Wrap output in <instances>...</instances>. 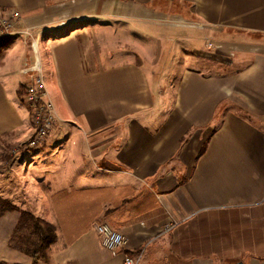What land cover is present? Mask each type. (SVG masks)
<instances>
[{"label":"crops","instance_id":"1","mask_svg":"<svg viewBox=\"0 0 264 264\" xmlns=\"http://www.w3.org/2000/svg\"><path fill=\"white\" fill-rule=\"evenodd\" d=\"M5 9L21 18L0 45V196L56 225L38 264H264V0ZM37 66L57 121L29 148ZM19 217H0V264L32 263L9 245ZM99 223L127 238L118 255Z\"/></svg>","mask_w":264,"mask_h":264},{"label":"built area","instance_id":"2","mask_svg":"<svg viewBox=\"0 0 264 264\" xmlns=\"http://www.w3.org/2000/svg\"><path fill=\"white\" fill-rule=\"evenodd\" d=\"M21 18L16 9L0 10V43L9 40L16 33V25ZM29 35L28 30L24 31ZM212 47L213 43H209ZM36 75L25 85L23 102L29 108L33 126V136L25 143L29 148H40L55 128L57 117L53 105L47 99L45 77L40 66L36 67ZM97 230L103 246L116 256L127 245L125 235L108 223H99ZM137 256L126 254L124 264H139Z\"/></svg>","mask_w":264,"mask_h":264},{"label":"trees","instance_id":"3","mask_svg":"<svg viewBox=\"0 0 264 264\" xmlns=\"http://www.w3.org/2000/svg\"><path fill=\"white\" fill-rule=\"evenodd\" d=\"M7 41L0 43V45ZM24 88L22 89L23 92ZM10 211L20 213L19 220L9 240L10 247L30 256L32 264L48 261L49 248L58 240L56 225L0 196V217Z\"/></svg>","mask_w":264,"mask_h":264},{"label":"rangeland","instance_id":"4","mask_svg":"<svg viewBox=\"0 0 264 264\" xmlns=\"http://www.w3.org/2000/svg\"><path fill=\"white\" fill-rule=\"evenodd\" d=\"M111 34V33H110ZM112 35V34H111ZM115 36V34H114ZM121 42V41H120ZM118 41H111L110 44H112V48H116V46L120 43ZM164 52V51H163ZM115 60H117V57H114ZM167 62V59L165 57L161 58V63H160V66H158L157 68L159 69L161 66L165 65V63ZM25 145V144H24ZM23 144L20 146H24ZM12 154L9 152V155ZM7 154L5 153L4 149L3 151H0V168H5V162H6V157ZM8 161L10 162L11 159L8 158ZM5 199H7V197H3ZM10 200V199H9ZM11 201V200H10ZM32 264V263H31Z\"/></svg>","mask_w":264,"mask_h":264}]
</instances>
